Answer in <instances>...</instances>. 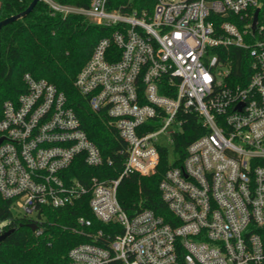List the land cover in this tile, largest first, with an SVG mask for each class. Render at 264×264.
<instances>
[{"label": "built area", "instance_id": "1", "mask_svg": "<svg viewBox=\"0 0 264 264\" xmlns=\"http://www.w3.org/2000/svg\"><path fill=\"white\" fill-rule=\"evenodd\" d=\"M44 1L58 14L116 27L74 84L110 118L124 159L118 177L74 175L78 159L97 168L114 160L89 138L63 91L26 73L25 90L0 103V193L11 208L23 209L40 235L43 207L90 195L94 216L122 227L89 231L92 219L80 216L79 230L92 241L72 247L68 264H264L262 1L157 0L150 14L109 10L108 0L88 7ZM191 113L206 131L159 185L172 222L149 208L130 215L118 199L120 183L155 173L161 150L170 151L163 132L174 161L173 142Z\"/></svg>", "mask_w": 264, "mask_h": 264}, {"label": "trees", "instance_id": "2", "mask_svg": "<svg viewBox=\"0 0 264 264\" xmlns=\"http://www.w3.org/2000/svg\"><path fill=\"white\" fill-rule=\"evenodd\" d=\"M32 0H0V20L17 14ZM81 7L90 6L91 0H55ZM157 0H108L109 10L152 13ZM264 6V0H261ZM1 30L0 103L16 98L26 85L23 77L31 73L36 78H46L63 91L70 106L81 120L82 127L105 157H112V166L89 167L78 159L72 173L82 179L97 176L118 177L125 147L117 129L110 124L106 114L94 112L88 101L75 86L74 81L91 58L93 49L104 37L111 35L116 27H108L91 21L81 14L67 16L54 12L47 2L40 0L26 17L5 25ZM183 129L173 142L176 159L173 161L168 149L161 150L160 162L152 175L131 174L123 178L118 187V199L130 214L149 208L172 222V213L162 198L160 182L167 169L181 165L187 155V146L206 131L196 113L187 116ZM90 195L84 196L72 206L43 207L45 220L43 233L37 235L29 220L20 218L5 226L4 232L14 230L0 242V264H68L72 247L92 241L86 231L79 230L78 218L85 216L93 221L89 231L103 230L106 235L114 229L122 231L118 224L103 223L94 216L89 205ZM12 217L11 200L0 193V220Z\"/></svg>", "mask_w": 264, "mask_h": 264}, {"label": "water", "instance_id": "3", "mask_svg": "<svg viewBox=\"0 0 264 264\" xmlns=\"http://www.w3.org/2000/svg\"><path fill=\"white\" fill-rule=\"evenodd\" d=\"M39 1L40 0H32L30 2V4L27 6V8L24 9L23 11L0 20V65L2 64L1 63V47H2L1 46V30H3L2 28L7 24H10L16 20H19L21 18L26 17L29 13H31L34 10L35 6L38 4ZM258 12H259V9L256 12V16H255V19L253 22V28H255ZM38 218H41V210L38 213ZM28 225L33 231H35L38 227V224L35 222H31ZM13 230H14V228H11V229L3 232L2 234H0V242H2Z\"/></svg>", "mask_w": 264, "mask_h": 264}, {"label": "rangeland", "instance_id": "4", "mask_svg": "<svg viewBox=\"0 0 264 264\" xmlns=\"http://www.w3.org/2000/svg\"><path fill=\"white\" fill-rule=\"evenodd\" d=\"M160 141L163 145H167L169 148H170V151L172 150V143L170 141V136L168 135L167 132H163L161 135H160ZM174 156V154H173ZM11 211H12V220L11 221H3V220H0V225L3 226V225H6L5 223H7L8 225L12 223L13 220H17V219H20V218H23L24 215H25V212L23 211V209H21L19 206L17 205H13L12 208H11Z\"/></svg>", "mask_w": 264, "mask_h": 264}]
</instances>
